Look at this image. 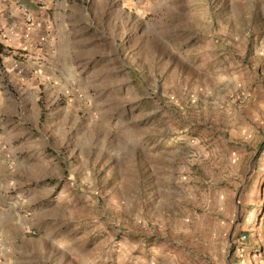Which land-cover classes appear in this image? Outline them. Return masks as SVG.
I'll return each mask as SVG.
<instances>
[{"label":"rangeland","instance_id":"1","mask_svg":"<svg viewBox=\"0 0 264 264\" xmlns=\"http://www.w3.org/2000/svg\"><path fill=\"white\" fill-rule=\"evenodd\" d=\"M141 1L30 118L0 264H264V0Z\"/></svg>","mask_w":264,"mask_h":264},{"label":"crops","instance_id":"2","mask_svg":"<svg viewBox=\"0 0 264 264\" xmlns=\"http://www.w3.org/2000/svg\"><path fill=\"white\" fill-rule=\"evenodd\" d=\"M140 2L0 0V184L17 190L22 148L30 144L24 132L30 118L38 120L47 95L61 93V86L52 87L63 84L62 60H70L77 37H88V30L94 35V21L104 14L114 12L117 21L120 4Z\"/></svg>","mask_w":264,"mask_h":264}]
</instances>
